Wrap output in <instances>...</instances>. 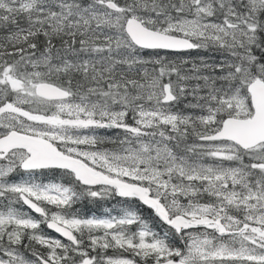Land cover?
I'll return each instance as SVG.
<instances>
[{
	"label": "snow or ice",
	"instance_id": "snow-or-ice-1",
	"mask_svg": "<svg viewBox=\"0 0 264 264\" xmlns=\"http://www.w3.org/2000/svg\"><path fill=\"white\" fill-rule=\"evenodd\" d=\"M0 264H264V0H0Z\"/></svg>",
	"mask_w": 264,
	"mask_h": 264
},
{
	"label": "trees",
	"instance_id": "trees-1",
	"mask_svg": "<svg viewBox=\"0 0 264 264\" xmlns=\"http://www.w3.org/2000/svg\"><path fill=\"white\" fill-rule=\"evenodd\" d=\"M102 211V210H101ZM97 214H99V213H97ZM46 231H47V229H46ZM51 235H53L52 233H50Z\"/></svg>",
	"mask_w": 264,
	"mask_h": 264
},
{
	"label": "water",
	"instance_id": "water-1",
	"mask_svg": "<svg viewBox=\"0 0 264 264\" xmlns=\"http://www.w3.org/2000/svg\"><path fill=\"white\" fill-rule=\"evenodd\" d=\"M50 231V230H49ZM55 234V233H54Z\"/></svg>",
	"mask_w": 264,
	"mask_h": 264
}]
</instances>
